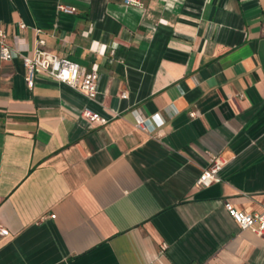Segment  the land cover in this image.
Wrapping results in <instances>:
<instances>
[{"label": "crops", "instance_id": "0c3cea01", "mask_svg": "<svg viewBox=\"0 0 264 264\" xmlns=\"http://www.w3.org/2000/svg\"><path fill=\"white\" fill-rule=\"evenodd\" d=\"M141 1L0 0V264H264L225 205L264 209V0ZM37 48L95 71V99L29 88Z\"/></svg>", "mask_w": 264, "mask_h": 264}, {"label": "built area", "instance_id": "2783aa9c", "mask_svg": "<svg viewBox=\"0 0 264 264\" xmlns=\"http://www.w3.org/2000/svg\"><path fill=\"white\" fill-rule=\"evenodd\" d=\"M126 5L143 7L141 0H122ZM59 11L73 13L75 8L72 6L59 3ZM24 27V24H20ZM8 32L0 26V58L4 60L12 59L16 53L8 42ZM22 63L26 70L25 80L29 88L33 87L35 74L39 71L45 73L48 77L62 82L84 94L88 99L94 100L97 94V73L93 70H82L81 67L67 57H61L56 54L47 52L41 48L35 49L33 55L22 56ZM126 97V92L121 93ZM193 115V114H192ZM81 116L90 123L103 124L105 120L96 112L89 108L81 110ZM150 121L154 127H160L163 120L158 114L152 115ZM135 125L138 128L146 127V120L141 116H136ZM224 160L218 154H210L208 165L203 169L197 178L195 185L206 187L219 181V172L224 166ZM226 209L241 229H250L256 234L264 235V209L258 212H247L234 208L230 203H226ZM53 217V215H50ZM7 227L0 223V236L9 235Z\"/></svg>", "mask_w": 264, "mask_h": 264}]
</instances>
